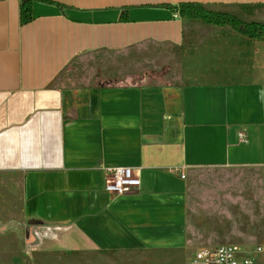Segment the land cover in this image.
Segmentation results:
<instances>
[{
    "label": "crops",
    "instance_id": "0c3cea01",
    "mask_svg": "<svg viewBox=\"0 0 264 264\" xmlns=\"http://www.w3.org/2000/svg\"><path fill=\"white\" fill-rule=\"evenodd\" d=\"M20 3L0 0V213L31 246L264 249V40L177 11L264 24V0H30L24 25ZM118 166L136 191H105ZM201 172L231 180L199 191Z\"/></svg>",
    "mask_w": 264,
    "mask_h": 264
},
{
    "label": "rangeland",
    "instance_id": "374dc122",
    "mask_svg": "<svg viewBox=\"0 0 264 264\" xmlns=\"http://www.w3.org/2000/svg\"><path fill=\"white\" fill-rule=\"evenodd\" d=\"M152 82L162 83L163 79H152L149 83ZM229 180L228 174L224 172H201L195 188L206 192L217 186L222 187ZM202 194L206 197L208 193ZM6 215L0 213V264H191L196 252L140 251L102 255L85 245H81V251L54 248L51 244L32 247L31 241L25 236L27 231L19 228ZM241 247L251 253L256 264H264V254H253L255 247Z\"/></svg>",
    "mask_w": 264,
    "mask_h": 264
},
{
    "label": "trees",
    "instance_id": "16d2710c",
    "mask_svg": "<svg viewBox=\"0 0 264 264\" xmlns=\"http://www.w3.org/2000/svg\"><path fill=\"white\" fill-rule=\"evenodd\" d=\"M177 11L181 17L199 19L214 26L229 27L236 34L247 37L250 40H264L263 23L243 22L237 19L235 16L225 13H214L194 3H181L177 6ZM19 21L20 25L27 24L31 21L30 0H21L19 7ZM168 69L169 68L166 67L160 71H148L144 74H137L123 79L115 78L113 80H102L100 76L97 75L96 79L98 82L101 81V85L107 87L121 84L147 85L152 79L162 80L164 75L168 72ZM140 80L143 81L140 82Z\"/></svg>",
    "mask_w": 264,
    "mask_h": 264
},
{
    "label": "built area",
    "instance_id": "2783aa9c",
    "mask_svg": "<svg viewBox=\"0 0 264 264\" xmlns=\"http://www.w3.org/2000/svg\"><path fill=\"white\" fill-rule=\"evenodd\" d=\"M241 142H245V135L239 134ZM105 171V191L121 196L136 191L140 186L138 173L129 167H108ZM183 177V174H181ZM262 246H256L254 255L263 252ZM191 264H256L251 253L235 245H221L214 248H204L195 252Z\"/></svg>",
    "mask_w": 264,
    "mask_h": 264
}]
</instances>
